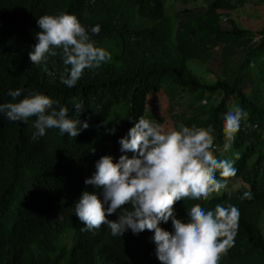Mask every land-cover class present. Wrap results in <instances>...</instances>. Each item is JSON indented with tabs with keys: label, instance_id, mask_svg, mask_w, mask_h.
<instances>
[{
	"label": "trees",
	"instance_id": "1",
	"mask_svg": "<svg viewBox=\"0 0 264 264\" xmlns=\"http://www.w3.org/2000/svg\"><path fill=\"white\" fill-rule=\"evenodd\" d=\"M244 9L261 20L257 33L230 18ZM263 9L264 0H0V103L11 101L9 89L22 88L20 98L38 91L89 123L74 138L53 128L32 141L34 117L21 123L0 116V264H160L150 231H82L74 212L81 191L92 190L83 180L95 161L121 155L118 138L139 116L165 129L212 126L213 156L233 159L237 172L205 201H176L174 213L185 220L194 203H231L238 227L219 264H264ZM59 13L74 14L86 28L99 24L93 40L111 53L72 88L59 81V55L40 65L28 56L36 18ZM162 89L179 107L169 115L154 98ZM74 103L83 105L78 117ZM236 106L246 115L228 141L222 118ZM112 127L115 134L106 131ZM244 192L251 197L242 199ZM160 226L171 231L170 221Z\"/></svg>",
	"mask_w": 264,
	"mask_h": 264
},
{
	"label": "clouds",
	"instance_id": "2",
	"mask_svg": "<svg viewBox=\"0 0 264 264\" xmlns=\"http://www.w3.org/2000/svg\"><path fill=\"white\" fill-rule=\"evenodd\" d=\"M36 26L39 30L34 33L36 42L28 53L29 61L40 65L59 55L64 65L59 81L68 88L77 84L85 69H97L111 60V53L93 40L99 24L86 28L74 14L59 13L38 16ZM23 91L8 90L11 101L0 103V116L21 123L34 117L32 141L43 137L47 129L55 128L59 134L74 138L89 127L87 120L71 118L67 107H54L58 102L49 95L32 91L20 98ZM74 107L78 117L83 105L74 103ZM245 115L236 106L223 116L221 131L228 141L235 138ZM106 131L115 134L116 128ZM214 139L211 125L180 124L165 129L156 120L136 118L118 138L121 155L100 156L92 174L83 180L92 190L85 188L74 202L75 216L85 226L82 231L104 225L111 236L118 237L127 231L138 235L148 230L160 264H219L233 244L238 209L231 203L212 208L194 203L181 220L173 208L183 198L205 201L219 193L225 181L218 179L217 173L220 177L236 174L233 159L213 156ZM229 147L230 143L225 144V149ZM250 197V192L241 196ZM113 214L116 218L109 219ZM169 221L171 231L160 226Z\"/></svg>",
	"mask_w": 264,
	"mask_h": 264
},
{
	"label": "rangeland",
	"instance_id": "3",
	"mask_svg": "<svg viewBox=\"0 0 264 264\" xmlns=\"http://www.w3.org/2000/svg\"><path fill=\"white\" fill-rule=\"evenodd\" d=\"M246 9L242 10V12L234 13L230 15V18L236 22V24L240 27V24L246 27L251 28L255 33L256 28L258 27L261 20H257L253 17H251V11L252 9H249L245 12ZM262 15H264V9L262 11ZM169 91V90H168ZM170 91L169 93L165 92L164 89H162L158 95H156L154 98L156 100V104L160 110V114H171L174 111H177L179 107L176 106V104L173 103V99L170 98ZM204 103V101L202 102ZM218 179H222L223 177L217 176ZM261 229L262 233L264 235V220H261Z\"/></svg>",
	"mask_w": 264,
	"mask_h": 264
}]
</instances>
